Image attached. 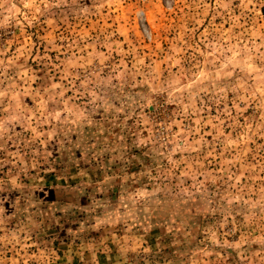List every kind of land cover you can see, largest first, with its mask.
I'll return each mask as SVG.
<instances>
[{
    "label": "rangeland",
    "instance_id": "1",
    "mask_svg": "<svg viewBox=\"0 0 264 264\" xmlns=\"http://www.w3.org/2000/svg\"><path fill=\"white\" fill-rule=\"evenodd\" d=\"M0 264H264V0H0Z\"/></svg>",
    "mask_w": 264,
    "mask_h": 264
}]
</instances>
